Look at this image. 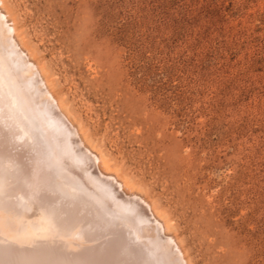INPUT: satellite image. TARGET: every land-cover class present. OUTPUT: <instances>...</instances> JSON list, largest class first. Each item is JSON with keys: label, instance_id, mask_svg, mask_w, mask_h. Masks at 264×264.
<instances>
[{"label": "rangeland", "instance_id": "374dc122", "mask_svg": "<svg viewBox=\"0 0 264 264\" xmlns=\"http://www.w3.org/2000/svg\"><path fill=\"white\" fill-rule=\"evenodd\" d=\"M1 7L111 173L155 204L188 264H264V0Z\"/></svg>", "mask_w": 264, "mask_h": 264}, {"label": "bare ground", "instance_id": "6f19581e", "mask_svg": "<svg viewBox=\"0 0 264 264\" xmlns=\"http://www.w3.org/2000/svg\"><path fill=\"white\" fill-rule=\"evenodd\" d=\"M1 4L0 264H188L155 204L111 173Z\"/></svg>", "mask_w": 264, "mask_h": 264}]
</instances>
